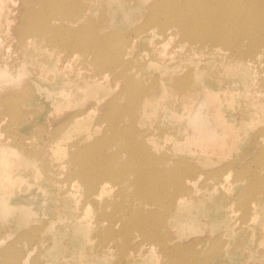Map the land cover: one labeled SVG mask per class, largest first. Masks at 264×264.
I'll return each instance as SVG.
<instances>
[{"label": "rangeland", "instance_id": "obj_1", "mask_svg": "<svg viewBox=\"0 0 264 264\" xmlns=\"http://www.w3.org/2000/svg\"><path fill=\"white\" fill-rule=\"evenodd\" d=\"M155 1L158 0H112V3L97 0L88 13L94 24L92 30L98 26H102L100 33L103 34L119 30L135 52L134 59L138 63H153L148 34L152 29L140 30L144 23L146 24V17L140 13V9ZM12 14L6 17L8 22L4 34L12 32V29L18 26L12 20ZM122 15L130 16L127 25L119 24ZM76 23L75 28L80 21ZM114 24L117 25L116 29ZM149 26L153 27L152 24ZM53 27L52 22L50 28ZM174 39L181 40L177 37ZM170 42H174L173 39ZM41 43L42 46L57 45L55 49L61 51V58L59 61H55L52 55L47 58L48 65L36 80L41 86V91L34 90L32 80L35 78L30 77L28 86L37 99L35 105H26L23 109L25 113H32L30 117L10 115L0 106V144L13 151L23 147H35L38 151L45 150L51 154L56 139L50 138L47 132L52 133L61 128L65 134L62 141L59 140L63 151L56 154L50 164L36 162L37 167L46 164L48 169L38 174L39 178L22 176L19 170L10 172L12 177L18 179L17 183L8 184L0 190V203L5 202V209L12 213L6 215L3 211L0 215V252L9 245H16L21 249L18 264H37V261L39 264H127L128 260L118 257L125 251H130L131 257L137 261L135 263L143 264L148 262V258L138 255L137 252L140 247L152 243L157 247L153 251L150 264H171L181 251L194 255L197 261L211 255L208 264H264V209L258 207L254 196L251 198L252 193L245 198L248 195L246 189L249 181L245 177L247 168L252 173L250 177L255 178L251 185L253 193L260 190L258 183L264 182V167L253 162V159L258 157L256 149H261L264 156V138L261 137L264 116L256 111L251 100V94H264V72L257 77L248 74L244 78L245 83L234 77V74L205 75L201 78L197 90L183 98L184 101L178 106L169 105L160 98L157 91L154 92L157 99L162 101V106H149L147 117H142L139 124L141 128L153 132L154 141L161 143L168 157L172 159L171 166L183 161L184 164L188 163L194 167V174L199 175L195 198L179 207L173 203L169 205L168 213L173 214L172 218L169 223H165L164 229L156 226L159 230L154 232V241H150L128 223V219L133 218V203L149 204L148 207L156 211V206L152 205L156 203L151 200L139 202L137 198L128 197L130 192L133 194L135 190L131 182L136 174L132 172L128 173V177L108 181V191L103 196V199L107 200L103 203L121 205L125 216L112 223L102 224L104 229L109 228L110 233L122 241H101L95 217L86 223L92 244L109 246L111 253L117 256H108L103 262L101 256L89 252L91 244L86 242L84 225L78 223L76 217L80 207V202L76 199L81 196L79 198L83 201L84 194L80 193V181L73 177L75 169L69 163L67 152L68 147L72 145H91L108 133L107 118L99 113L120 91V85H115L110 76L105 79L96 78V85L92 86V79L84 74V70L78 69V63L74 65L73 72L66 75V63L62 58L77 51L67 45L74 44V39L66 37L57 44L44 41ZM2 44L7 47H0L4 48L5 53L0 57V62L11 61L23 51L22 47L12 42H0V45ZM185 70L183 62L180 68L171 62H162L145 66L140 72L144 75L142 79L147 82L154 77L165 79L167 76L175 78V75L176 80H179ZM96 87H101V92H97L96 99H92L86 91ZM120 102H124L122 97ZM87 104H93L95 107L88 108ZM86 108L87 117L83 114L78 118L82 121L83 129L75 130L73 116ZM34 113H37V117ZM151 113L153 116L149 117ZM52 117L55 119L52 120ZM122 163L133 169L134 165L127 162L126 155H123ZM217 174L227 176L226 188L217 184ZM126 182L128 189L121 190L123 187L116 186L122 183L125 186ZM72 184L78 187L77 193L73 192L75 186ZM9 185L10 190L7 191ZM245 199L252 205L249 213H246L245 206L243 208L241 205ZM93 208L95 210L94 206ZM181 209L183 216L177 223L174 214ZM121 214L120 212L117 216ZM192 224L199 225L195 233L189 232L184 236L180 234V228ZM244 225L254 228L249 238L244 235V227L235 230L236 227ZM21 236L27 237L28 240L21 242ZM258 237L263 239L257 241ZM163 239L165 244L160 246L162 242L159 240ZM215 241L219 242L217 249L211 248Z\"/></svg>", "mask_w": 264, "mask_h": 264}, {"label": "bare ground", "instance_id": "obj_2", "mask_svg": "<svg viewBox=\"0 0 264 264\" xmlns=\"http://www.w3.org/2000/svg\"><path fill=\"white\" fill-rule=\"evenodd\" d=\"M96 1L0 0V42H12L23 48L22 53L13 60L0 62V92H2L0 106L10 115H21L20 118L32 115L23 110L26 105H35L37 102L35 93L28 86L30 77L35 78L32 80L34 90L41 91V86L36 80L48 65L47 58L51 55L55 61L61 58V51L55 49L57 45L42 46L43 41L57 44L66 37L74 39V44L67 45L77 51L62 58L66 63V75L72 73L74 65L78 63V69L84 70V74L92 79V86L96 85L94 83L96 78L105 79L110 76L115 85H120V91L99 113L100 116L104 115L107 118L108 133L91 145H72L68 147L67 152L69 163L75 169L73 177L80 181L82 190L80 193L84 194L83 201L79 198L81 196L76 199L80 202L76 214L78 223L84 225L86 242L91 244L89 252L101 256L102 261L105 262L108 256H117L111 253L109 246L92 244L89 226L86 223L90 218L95 217V224L99 225L97 232L100 234L101 241L106 239L110 242L116 239L119 242L122 241L111 234L109 228L104 229L102 224L103 222L112 223L125 216V210L121 205L113 206L103 203L107 200L103 199V196L108 191V181L128 177V173L136 174L131 182L135 190L133 194L130 192L128 197L137 198L139 202L151 200L152 203H156L152 204L156 206V211L149 208V204L133 203L134 212L131 216L133 218H129L128 223L150 241L155 239L154 232L159 230L158 228L164 229L165 223H169L172 218L173 214L168 213L169 205L173 203L179 207L195 198L199 175L194 174V167L186 162L184 164L183 161L171 166L172 159L168 157L161 143L154 141L153 132L141 128L139 124L142 117H147L149 106H162V101L157 99L154 92L157 91L160 98L169 105L178 106L184 101L183 98L197 90L201 78L205 75L234 74V77L245 83L244 78L248 74L257 77L263 73L264 0H158L146 8L142 7L140 13L146 17V24L144 23L140 30L152 29L148 31V34L153 63L149 64H141L134 59L135 52L119 30H111L106 34L100 33L102 26L92 30L94 24L88 17V13L95 6ZM103 1L112 3V0ZM8 13H13L14 17L11 19L18 26L13 28L12 32L4 34ZM6 14L8 15L5 17ZM121 17L119 24L127 25L130 16L122 15ZM78 21L80 24L75 28ZM52 22L54 27L50 28ZM150 24L154 28L149 26ZM114 26L116 29L117 25L114 24ZM174 37L181 40L175 41ZM172 39L174 42H170ZM1 46L7 47L6 44ZM4 55V48H0V57ZM162 62H171L178 68L183 62L186 68L184 75L179 77V80H176L177 75H175V78L154 77L145 82L142 79L144 75L141 74V69ZM87 90L89 92L86 91V94L96 99V94L101 92V87ZM121 97L124 99L123 103L120 102ZM251 100L255 104L256 111L264 116V94L260 96L251 94ZM86 106L95 107L93 104ZM88 108L73 116L75 130L83 129L82 121L78 118L83 114L87 117ZM34 115L37 117V113ZM152 116L153 113L149 115V117ZM53 119L55 118L52 117ZM62 130L57 128L52 133L47 132L50 138L56 139V145L51 154L45 150L38 151L35 147H23L13 151L8 146L0 144V190L6 188L8 184L17 183L18 178L10 174L12 170H19L22 176L35 178H39L38 174L48 170L46 164H50L56 154L63 151V145L59 141H62L65 135ZM261 137L264 138V129L261 131ZM255 153L258 157L253 159V162L264 167L261 149L260 151L256 149ZM123 155L127 156V162L134 165L133 169L122 163ZM38 161L46 163L45 166L37 167ZM251 174L247 168L245 177L249 181L246 189L248 195L245 198L252 193L251 198L254 196L258 207L264 209V182L258 183L260 190L253 193L251 185L255 178L250 177ZM43 177L45 178L44 175ZM216 178H218L217 184L226 188L227 176L217 174ZM10 185L7 191L10 190ZM72 185L75 186L73 192L77 193L78 187ZM116 186L123 187L121 190L129 188L127 182L125 186L123 183ZM247 201V199L243 200L241 205L243 208L245 206L246 213H249L252 205ZM5 208V202L0 203V215L3 211L6 215H11V211ZM183 209L174 214L177 223L183 216ZM120 212L121 216H117ZM198 227L199 225L192 224L180 228L179 232L184 236L189 232L195 233ZM243 227L245 237H251L254 228H249L248 225L238 226L235 230ZM262 239L258 237L257 241ZM20 240L26 242L28 238L21 236ZM159 242H162L160 246L165 244L164 239ZM218 245L219 242L215 241L211 248L217 249ZM156 247L155 244L147 243L146 247L139 248L137 254L148 258V262L143 264H150ZM20 253L19 247L9 245L0 252L2 254L0 264H18ZM211 257L208 255L207 258L197 261L194 255L181 251L171 264H208ZM118 258L128 260L127 264L137 262L131 257L130 251H125ZM36 263L39 264L38 261Z\"/></svg>", "mask_w": 264, "mask_h": 264}]
</instances>
